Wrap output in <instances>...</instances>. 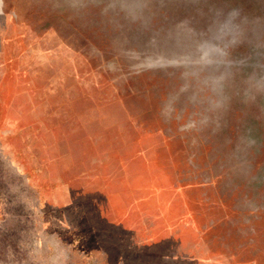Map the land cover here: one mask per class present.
Segmentation results:
<instances>
[{"label": "rangeland", "instance_id": "obj_1", "mask_svg": "<svg viewBox=\"0 0 264 264\" xmlns=\"http://www.w3.org/2000/svg\"><path fill=\"white\" fill-rule=\"evenodd\" d=\"M0 264H264V0H0Z\"/></svg>", "mask_w": 264, "mask_h": 264}]
</instances>
